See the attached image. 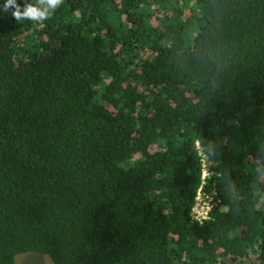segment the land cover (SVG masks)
Returning a JSON list of instances; mask_svg holds the SVG:
<instances>
[{
	"label": "trees",
	"instance_id": "1",
	"mask_svg": "<svg viewBox=\"0 0 264 264\" xmlns=\"http://www.w3.org/2000/svg\"><path fill=\"white\" fill-rule=\"evenodd\" d=\"M5 2L0 264H264V0Z\"/></svg>",
	"mask_w": 264,
	"mask_h": 264
},
{
	"label": "built area",
	"instance_id": "2",
	"mask_svg": "<svg viewBox=\"0 0 264 264\" xmlns=\"http://www.w3.org/2000/svg\"><path fill=\"white\" fill-rule=\"evenodd\" d=\"M197 147L202 161V185L197 192L195 203L191 210V219L193 222H197L202 225L211 218V214L218 206L219 202L216 201L215 196L204 191V186L212 175L211 163L207 160V157L203 153V149L200 147L199 143L197 144Z\"/></svg>",
	"mask_w": 264,
	"mask_h": 264
},
{
	"label": "clouds",
	"instance_id": "3",
	"mask_svg": "<svg viewBox=\"0 0 264 264\" xmlns=\"http://www.w3.org/2000/svg\"><path fill=\"white\" fill-rule=\"evenodd\" d=\"M61 0H41L40 3L21 4L18 0H6L4 10L14 8L12 17L17 22L28 19L35 22H42L49 18L50 14L60 5Z\"/></svg>",
	"mask_w": 264,
	"mask_h": 264
},
{
	"label": "rangeland",
	"instance_id": "4",
	"mask_svg": "<svg viewBox=\"0 0 264 264\" xmlns=\"http://www.w3.org/2000/svg\"><path fill=\"white\" fill-rule=\"evenodd\" d=\"M15 264H54V262L47 255L28 253L18 255Z\"/></svg>",
	"mask_w": 264,
	"mask_h": 264
}]
</instances>
